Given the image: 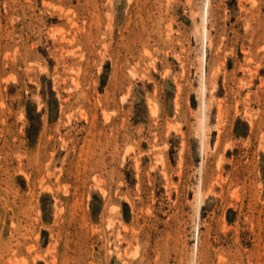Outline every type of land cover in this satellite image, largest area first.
Returning <instances> with one entry per match:
<instances>
[{
    "label": "rangeland",
    "instance_id": "rangeland-1",
    "mask_svg": "<svg viewBox=\"0 0 264 264\" xmlns=\"http://www.w3.org/2000/svg\"><path fill=\"white\" fill-rule=\"evenodd\" d=\"M0 264H264V0H0Z\"/></svg>",
    "mask_w": 264,
    "mask_h": 264
},
{
    "label": "bare ground",
    "instance_id": "bare-ground-1",
    "mask_svg": "<svg viewBox=\"0 0 264 264\" xmlns=\"http://www.w3.org/2000/svg\"><path fill=\"white\" fill-rule=\"evenodd\" d=\"M202 66H203V64H202ZM204 73V72H203ZM202 80H204V78L202 79ZM204 87V86H203Z\"/></svg>",
    "mask_w": 264,
    "mask_h": 264
}]
</instances>
